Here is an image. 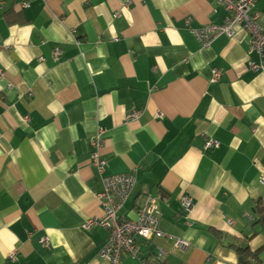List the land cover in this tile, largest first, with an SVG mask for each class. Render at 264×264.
Wrapping results in <instances>:
<instances>
[{
	"label": "crops",
	"instance_id": "0c3cea01",
	"mask_svg": "<svg viewBox=\"0 0 264 264\" xmlns=\"http://www.w3.org/2000/svg\"><path fill=\"white\" fill-rule=\"evenodd\" d=\"M253 13L264 28V0ZM229 15L216 0H0V264H110L109 230L84 228L104 215L100 128L104 175L137 178L121 215L159 198L161 229L189 243L138 239L121 264H242L233 243L264 264V57L242 25L209 47L193 32Z\"/></svg>",
	"mask_w": 264,
	"mask_h": 264
},
{
	"label": "built area",
	"instance_id": "2783aa9c",
	"mask_svg": "<svg viewBox=\"0 0 264 264\" xmlns=\"http://www.w3.org/2000/svg\"><path fill=\"white\" fill-rule=\"evenodd\" d=\"M223 5L229 12L223 24H208L193 32L202 44V47H209L214 39L220 35L233 36L234 27L242 25L250 34V51L256 52L264 57V28L259 23V13H253L257 0H216ZM57 58L61 54L60 49L54 51ZM253 70H264V64H251ZM213 81L220 79L221 71L215 69ZM140 112H132L128 117L136 119ZM105 130L99 129L92 141L93 151L91 154L92 164L97 167L102 174L103 191L98 194L100 206L104 215L99 218L88 220L84 224L85 229L92 226H102L109 230L108 238L100 250L102 259L110 264H121V258L128 255L132 258L138 257L140 245L138 239L150 240L154 237H169L160 227V207L159 198L147 195L142 207L138 210L136 219H129L121 215L127 200L132 194L137 178L134 172L117 175H104L107 167V160L102 157L101 150L104 145ZM218 144L214 140H208L206 148L216 147ZM192 198L183 196L182 203L186 210L192 207ZM176 246L184 248L189 243L182 239L175 240ZM164 252L159 253V257L164 256Z\"/></svg>",
	"mask_w": 264,
	"mask_h": 264
},
{
	"label": "trees",
	"instance_id": "16d2710c",
	"mask_svg": "<svg viewBox=\"0 0 264 264\" xmlns=\"http://www.w3.org/2000/svg\"><path fill=\"white\" fill-rule=\"evenodd\" d=\"M231 247H234L237 252L239 253L240 255V262L242 264H249V263H252L251 259H253L254 257H256L253 252L250 251V248L248 247V245L244 244V243H240V244H237V243H233V244H230ZM251 258V259H249Z\"/></svg>",
	"mask_w": 264,
	"mask_h": 264
}]
</instances>
